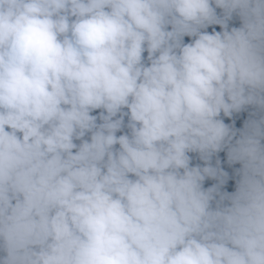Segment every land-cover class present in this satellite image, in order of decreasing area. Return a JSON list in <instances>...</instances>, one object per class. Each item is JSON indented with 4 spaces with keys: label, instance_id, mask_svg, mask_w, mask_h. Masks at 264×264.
Returning a JSON list of instances; mask_svg holds the SVG:
<instances>
[{
    "label": "clouds",
    "instance_id": "clouds-1",
    "mask_svg": "<svg viewBox=\"0 0 264 264\" xmlns=\"http://www.w3.org/2000/svg\"><path fill=\"white\" fill-rule=\"evenodd\" d=\"M0 264H264V0H0Z\"/></svg>",
    "mask_w": 264,
    "mask_h": 264
}]
</instances>
